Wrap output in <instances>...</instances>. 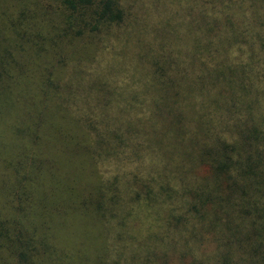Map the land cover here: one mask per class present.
I'll list each match as a JSON object with an SVG mask.
<instances>
[{
  "label": "trees",
  "instance_id": "obj_1",
  "mask_svg": "<svg viewBox=\"0 0 264 264\" xmlns=\"http://www.w3.org/2000/svg\"><path fill=\"white\" fill-rule=\"evenodd\" d=\"M124 1L0 0V264H264V0Z\"/></svg>",
  "mask_w": 264,
  "mask_h": 264
},
{
  "label": "rangeland",
  "instance_id": "obj_2",
  "mask_svg": "<svg viewBox=\"0 0 264 264\" xmlns=\"http://www.w3.org/2000/svg\"><path fill=\"white\" fill-rule=\"evenodd\" d=\"M216 0H125L124 6L126 5L128 7V10L130 11L128 13L129 18L126 17L127 21V27H130V33H134L135 29L130 19L132 17H135L138 19V17L146 19L147 22H156L160 18L166 17L169 19V24L166 26H172L176 32L172 33L168 29H165L164 32L159 33V35L163 38V40L170 45L169 49L174 50L176 53L181 54L179 51L180 49H183L191 40V35L188 33V30L184 27H179L177 24L180 23H187L190 20H198L200 17H206L211 18L214 14L211 15V9H213V6H216L215 4ZM244 15H249V12H246ZM125 16H127V13H125ZM124 16V17H125ZM125 27V26H124ZM119 30V29H118ZM116 30L115 32H117ZM120 31V30H119ZM125 32V31H124ZM167 32L170 33V35H167ZM178 34V35H176ZM174 36H177L179 38V41L181 43L176 42ZM104 38H110L107 36H101ZM97 41V47L101 46ZM133 42V50L135 51L137 49L136 43L138 42L135 37L132 38L131 42H126L124 38V43H119L113 39L110 40L109 46H107L108 49L113 50L115 48L121 47V45H128L129 43ZM119 43V44H118ZM113 45V49L110 48V46ZM189 49V48H185ZM91 50V43L88 42L86 46L84 47V53L88 54V52ZM106 53L104 51L102 54ZM100 53H97V59H99ZM182 55V54H181ZM107 58V57H105ZM105 60V61H104ZM104 62L108 63V59H104ZM124 66V65H122ZM124 76L123 78H128L130 75L129 73L123 71ZM131 77V76H130ZM9 132H2L5 138H11L10 135H8ZM29 136V139H32L33 141L36 140L35 135L31 134ZM28 136V135H26ZM25 136V137H26ZM27 140H25L26 142ZM12 143V141H10ZM41 144H44L43 141H40ZM148 169V167H147ZM146 174V172H145ZM91 183L87 179V186H90ZM73 228H70L69 231H65L63 229H60V234L65 233L66 236L68 233H71ZM62 244L66 248V253H74V248L72 244L65 243V242H59V245L62 246Z\"/></svg>",
  "mask_w": 264,
  "mask_h": 264
}]
</instances>
